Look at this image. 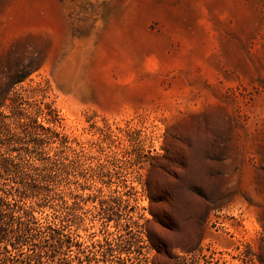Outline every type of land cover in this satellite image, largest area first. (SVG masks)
Wrapping results in <instances>:
<instances>
[{
	"label": "rangeland",
	"instance_id": "rangeland-1",
	"mask_svg": "<svg viewBox=\"0 0 264 264\" xmlns=\"http://www.w3.org/2000/svg\"><path fill=\"white\" fill-rule=\"evenodd\" d=\"M15 110L79 151L61 187L80 190L74 207L28 200L42 230L23 249L0 242V264H25L47 220L101 264H264V0H0L11 125ZM34 145L22 137L0 157L26 168L52 153Z\"/></svg>",
	"mask_w": 264,
	"mask_h": 264
},
{
	"label": "trees",
	"instance_id": "trees-1",
	"mask_svg": "<svg viewBox=\"0 0 264 264\" xmlns=\"http://www.w3.org/2000/svg\"><path fill=\"white\" fill-rule=\"evenodd\" d=\"M13 114L17 123L11 125L10 115L0 112V133L5 132L4 137H0V150L4 144L11 141L17 142L22 137L28 136L32 138L34 146L47 143L52 153L32 155L26 164L28 169L24 168L25 163H22L17 155L9 154L0 157V181L21 173L26 180L22 187L0 186V242L6 243L4 247L7 251L12 250L9 249V244L13 249H23L26 244L25 237L33 235V231L36 229L42 230L38 226L41 222L35 215L34 205L27 204V201L31 200L40 207H46L50 200L56 196L62 197V194H66L67 191L61 187V184L66 179L70 181V177L76 174L75 171L80 162L79 151L72 149L71 153L67 152L68 149H71L68 138L53 125L39 123L33 111L26 115V113L15 110ZM68 189L70 190L68 194L70 199H64V195L63 201L66 204L71 201L70 205L74 207L77 204L75 197L80 188L78 185L72 186L68 182ZM19 202L25 206L16 209L15 205ZM44 226L48 231L38 238L40 248L33 250L28 248L24 259L25 264H46L44 260L46 254L52 257L59 255L57 263L51 264H101V259L94 251H86L81 248L71 232H64L62 227L65 226L62 223L47 220ZM44 240H50L51 249L49 251L44 250L41 244ZM73 245L78 247L75 251L71 248ZM69 250L72 253H66ZM61 254L68 255L61 256ZM5 259L1 258L0 263H4ZM103 261L104 264L108 262L106 259Z\"/></svg>",
	"mask_w": 264,
	"mask_h": 264
}]
</instances>
